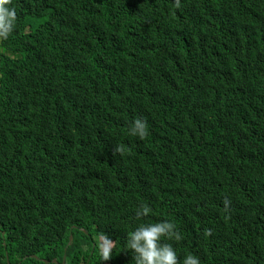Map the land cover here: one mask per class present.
I'll use <instances>...</instances> for the list:
<instances>
[{"label":"trees","instance_id":"1","mask_svg":"<svg viewBox=\"0 0 264 264\" xmlns=\"http://www.w3.org/2000/svg\"><path fill=\"white\" fill-rule=\"evenodd\" d=\"M10 6L0 264H130L126 233L161 219L181 259L264 264V0ZM136 118L142 139L128 134ZM100 231L116 240L107 261Z\"/></svg>","mask_w":264,"mask_h":264},{"label":"clouds","instance_id":"2","mask_svg":"<svg viewBox=\"0 0 264 264\" xmlns=\"http://www.w3.org/2000/svg\"><path fill=\"white\" fill-rule=\"evenodd\" d=\"M179 6V0H176ZM17 25V12L10 6V0H0V40H7ZM131 137L144 138L147 135V122L143 118H136L128 128ZM118 145L116 151H121ZM151 209L141 204L135 211V218L139 221L147 217ZM69 238V237H68ZM180 231L174 222L161 219L150 223H137L136 226L126 233L122 250L130 251L132 259L130 264H201L197 254L186 253L179 258L173 243L180 241ZM116 240L111 233L100 231L95 239V247L98 250L101 261L109 260L114 254Z\"/></svg>","mask_w":264,"mask_h":264},{"label":"water","instance_id":"3","mask_svg":"<svg viewBox=\"0 0 264 264\" xmlns=\"http://www.w3.org/2000/svg\"><path fill=\"white\" fill-rule=\"evenodd\" d=\"M68 240H69V242H68L67 246L70 244L71 236H69ZM31 257H32V258H35L34 256H31ZM64 259H65V257L62 258V264H64ZM42 262H43L44 264H48V261H47V260H42ZM52 263H56V261H55V260H52Z\"/></svg>","mask_w":264,"mask_h":264}]
</instances>
